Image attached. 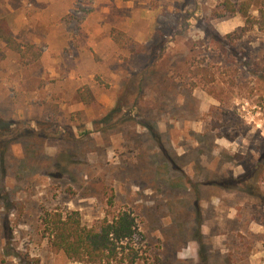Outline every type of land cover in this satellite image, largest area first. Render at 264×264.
<instances>
[{
    "label": "rangeland",
    "instance_id": "374dc122",
    "mask_svg": "<svg viewBox=\"0 0 264 264\" xmlns=\"http://www.w3.org/2000/svg\"><path fill=\"white\" fill-rule=\"evenodd\" d=\"M223 1L72 0L84 51L53 38L29 64L0 40V264H85L50 248L57 207L88 226L130 211L144 237L125 253L163 264H264V31L240 38ZM39 2L0 0L24 43ZM207 27L234 33L236 62Z\"/></svg>",
    "mask_w": 264,
    "mask_h": 264
},
{
    "label": "trees",
    "instance_id": "16d2710c",
    "mask_svg": "<svg viewBox=\"0 0 264 264\" xmlns=\"http://www.w3.org/2000/svg\"><path fill=\"white\" fill-rule=\"evenodd\" d=\"M253 3V0H224L214 10V14L217 17H224L240 13L245 18V25L240 28L238 34L241 38L257 24L259 29L264 31V0H260L258 6L259 18L251 14L250 9ZM205 30L211 35L215 44L223 49L224 54H227L229 49L232 62H236L234 56L237 52L233 47V38L231 39L234 33L223 36L209 27ZM225 39H231V41L226 43ZM0 40L17 52L24 63H33L42 55V48L37 44L24 43L17 39L6 17H0ZM256 64L259 65L257 62ZM201 68L205 69V67ZM208 91L211 94H218L214 89ZM82 98L85 102L90 101L86 95H82ZM219 100L222 101V99ZM11 131V122L0 124V133L6 134ZM111 213L108 211L101 221L88 226L83 224L77 210H63L58 207L44 210L41 216L43 232L54 252L62 251L69 258L85 264H163L162 258L158 255L153 258L141 257L139 250L135 247L129 248L125 253L126 247L123 245L125 241H141L144 236L138 230L135 217L130 211H118L112 218ZM120 248L123 249L120 250Z\"/></svg>",
    "mask_w": 264,
    "mask_h": 264
},
{
    "label": "crops",
    "instance_id": "0c3cea01",
    "mask_svg": "<svg viewBox=\"0 0 264 264\" xmlns=\"http://www.w3.org/2000/svg\"><path fill=\"white\" fill-rule=\"evenodd\" d=\"M72 0H40V15L36 20V28L40 29L39 33H33L34 42L38 45L44 44L49 48H53V38L57 42L64 43L63 46H66L67 43H70V46L76 50L84 51V24L82 31L83 33L76 39V43L79 47H76L74 42L71 41L70 35L65 31V20L63 19L64 12L69 8ZM50 9V12L48 10ZM18 24L21 27L28 25L29 19L27 16L24 19H20ZM10 21V20H9ZM11 23V21H10ZM12 25V24H11ZM31 26L29 30L31 31ZM14 35H16L15 29L12 27ZM75 41V40H74ZM64 51V48L61 51Z\"/></svg>",
    "mask_w": 264,
    "mask_h": 264
}]
</instances>
